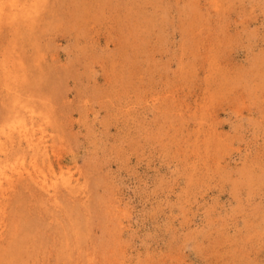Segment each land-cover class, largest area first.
<instances>
[{
    "label": "rangeland",
    "instance_id": "1",
    "mask_svg": "<svg viewBox=\"0 0 264 264\" xmlns=\"http://www.w3.org/2000/svg\"><path fill=\"white\" fill-rule=\"evenodd\" d=\"M56 1L51 7L62 2L61 14L70 16L74 3H82L81 15L92 12L89 25L81 24L87 29L59 26L56 10V18L40 22L60 31L58 39L41 35L40 63L36 47L17 43L20 38L0 48V113L6 95L8 108H17L11 125L18 115L28 119L30 108L56 125L61 119L58 144H65L62 154L71 159L66 166L88 190L83 201L73 202L89 222L77 231L83 257L74 251L58 260L44 242L57 237L56 229L70 228L73 204L63 197L59 210L37 194L22 203L27 219L41 223L33 235L35 243H44L39 264H264V75H253L258 79L251 83L241 79L251 86L241 97L218 90L202 60V22L191 27L200 17L212 27L215 8L201 0L203 11L191 20L188 0H120L104 3L103 11L98 3L109 0ZM222 1L229 7L223 21L232 30L225 40L233 36L232 48L222 54L232 49L237 56L231 75L260 74L264 0ZM98 33L101 44L94 40ZM14 47L25 49L22 60L13 57ZM236 80L226 83L238 86ZM54 175L56 181L61 173ZM59 191L65 193L62 185ZM15 197L16 203L24 198L18 192ZM12 208L19 212L17 204ZM22 228L18 235L26 234Z\"/></svg>",
    "mask_w": 264,
    "mask_h": 264
},
{
    "label": "bare ground",
    "instance_id": "2",
    "mask_svg": "<svg viewBox=\"0 0 264 264\" xmlns=\"http://www.w3.org/2000/svg\"><path fill=\"white\" fill-rule=\"evenodd\" d=\"M115 1H116V3H115ZM188 1H189V5L191 6L190 7L192 10L191 12H193L192 13L193 18L191 19V20H193L194 15L196 14L197 11H203L202 10L203 6H200L201 0H192V1L188 0ZM204 1L206 3H209L210 6L215 8L214 12L210 13V18L212 17V15L215 16L216 18L213 20L214 21L217 20V23L214 24L213 22H210V21H209V23L211 25L213 23L214 24L213 26L217 25L219 27L216 29L218 31V33L216 32L217 37L215 38L217 41L214 42L215 39H211L210 38L211 35H209L210 33H212V31H214L212 29L213 26L208 27L207 24L203 25V21L201 20L202 19L201 17L199 19L195 18V21H193L191 23V27L200 28L201 25L199 27L198 24L199 23L201 24V22H202L203 29L201 27L200 29L202 31H200V32H203L204 34H206V37L203 38V42L205 41V43L202 47L204 49V52L202 53V56H203L202 60L204 62L203 64L205 66L209 67V70L212 71V74H214L215 78L219 81L220 87L218 88V90L220 92H225L228 94L232 93L233 95H236V98L238 96L241 97V95L246 90H250V89H248L250 85L249 86H248V84L241 85L240 80L246 78L251 83L255 79L253 77V75H257L259 77H262L264 75V70L260 71V74L258 71L259 69L256 71H253L254 73H251V74L249 71H247L246 73L240 71L237 74L238 77H236V78L231 75V71L233 70V68L237 67V66H234L235 65L234 60L236 59L237 56L236 55L234 56V51H232V49H230V50L228 49V51L226 50V51H224V54H222L223 50H225L227 47L232 48V45H233L232 44L233 36H230L231 38L229 37L228 40H225V35H224L225 32H229V34H231L230 33L231 29H230V25L227 24L225 21H223V18H222V16H225V14L229 13L228 12L229 7L227 8L226 4L222 0H210L209 2H208V0H204ZM55 2L58 3V1H56V0H0V29H1L0 30V48L1 47L3 48V45L5 44V42L7 40H9L10 38H12V39L20 38L21 40L20 41L17 40V43H21L24 46L36 47L37 50L33 47L36 50L34 55L36 54L39 56L37 58H35L34 60L36 62L40 63V61L42 60L40 53L42 51H41V48L39 45V41L41 40L42 36L47 35L46 32H49V34L54 35V39H58L57 33L60 32V31L57 32L55 29H53V31L55 30V32H57V33H52V30L50 28L51 27L50 24L49 25H46V24L40 25V22H44V21L48 22L47 19L56 18V16H57L56 15L57 13L55 14L56 10L60 11V9L61 10L64 9L63 8L64 4L62 2H59V6H62L59 9H57L55 7H51V4L55 5L54 4ZM128 2L129 1H127V3ZM133 2H135V1H133ZM57 3H56V6H57ZM72 3H74V2H72ZM104 3H106V5H108V6H110V4L119 5L122 2L120 3V0H113V1L109 0L106 2H100V3H98V5H100L101 10L102 9L105 10V8L107 7V6H105V8L103 7L105 5ZM221 3H223V4H221ZM74 4H75V6L73 4H71L74 6V8L70 7L71 8V15L70 16L67 14H61V11H60L61 17L59 19V22L62 24H59V26L62 25L64 29H66V28H68V29L73 28L74 29L75 27H78V29L79 28L84 29L86 24L83 26L81 24L87 23L89 25V23L92 21L90 16H89L92 14V12L88 13V12H86L85 9H83V11L86 13H82V15H81L80 14V12H81L80 8L82 6V3H74ZM133 5H134V3H133ZM121 7H123V6H121ZM134 7H136V6H134ZM131 8H133V7H131ZM114 9H116V8H114ZM53 10H54V12H52ZM66 10H64V11H66ZM50 11H51V13H50ZM119 11H121V10H119ZM60 14H58V15H60ZM52 19H51V21H52ZM199 20L201 22H198ZM55 21H57V20H55ZM55 21H53V22H55ZM93 23L97 24L98 21H95ZM196 23H198V24H196ZM219 23H221V25ZM115 27L117 28L118 26H115ZM89 29L91 30L90 26H89ZM62 31H64V30H62ZM115 33H117V30ZM115 35H117V34H115ZM211 37H213V36H211ZM108 38H110V37L108 36ZM94 40L96 42L103 41V39L100 37L99 33L94 37ZM110 41H112V40H110ZM106 42H108V41L106 40ZM100 44H101V42H100ZM23 49L21 47L19 49L15 48L13 57L17 58L18 60L19 59L22 60L21 55L23 53ZM24 51H25V49H24ZM215 54H217V55H215ZM57 56L60 57V55L58 53L56 54V57ZM56 57L52 58L53 63H56L55 62L57 60ZM253 59L255 60V58H253ZM258 62H261L260 59ZM42 71H44V69H41V72ZM48 73H50V72H48ZM248 73L250 74L249 77H247ZM232 78H234V79H232ZM227 79H229L230 82H233V80H234L235 83L237 81L236 79H238L239 80V82L237 83L238 86L237 85L230 86V84L226 83ZM257 79H255V80L257 81ZM240 86H241V88H240ZM6 90H7V88H6ZM243 98L244 97H242L243 102L241 101V103L245 106L247 102H245V100ZM1 105H2V113H0L1 114V116H0V264H31V263L32 264H39V262L41 261V260H36V259L38 257H40L41 254L39 253V251L42 250L41 246L44 245V243L42 241L38 244H37V242L35 243L34 237H33L34 232H37L35 227H37V225H39L41 223H39L40 221L34 220L32 218L27 219L28 217H30V215L27 214L28 217L25 215L27 213L26 211H24L26 207H24L22 205V203H24L28 197L36 196L35 194H37L39 196L40 201L47 202V203L53 202L55 205L53 208L57 207V209H59V207L61 208L62 204L65 202H66V204L67 203L73 204L71 206L72 207L71 210L69 209L70 214L68 215L69 216L68 221L70 223V224H68V226L70 228L67 229L66 228L67 226L64 227L63 229H60L57 227L58 230L57 229L55 230L57 232L55 234V236L57 235V237L54 240L52 238V240L50 241L49 238L51 236H49V237L46 236V237H48V239H45V240L43 239L45 244L47 243L46 245H47L48 249H50L48 251V254L51 255V253L55 250V255L57 256V259L59 260L60 258L61 259H67V258H65V256H70V255L72 256V254H74L72 252L78 251L79 255L83 257V255H82L83 253L80 254L82 246H79V244H81L82 240H84V239L80 235H78L77 231L78 232L82 231L83 228L87 227L89 222L87 221L88 219L86 220L83 218L84 216L82 215V213H84V212L81 209V205H77L78 203H73V202L83 201L85 198V193L88 190L86 191L85 186L83 187L81 185L80 179H74V173H73L72 168H69L68 165L66 166V163H68V161L70 162L71 159L64 156L65 154L64 155L62 154V152H63L62 150L65 148L63 145H65V144H63V143L58 144V141L59 140L61 141V138H62V137H60V134H58L60 131H62L61 129H59V127L62 126L63 122L61 123V121H60L61 119L57 120V122L59 121V124H57L58 125L57 126L56 124H54V121L48 115H45L43 117H41L39 115L40 116L39 117V116H37L35 109L30 108L29 110L28 109L26 110L29 113L28 119H25L21 115H18V117H15V119L18 120V123L14 120L15 122H13L11 125L10 124V121H11L10 112L13 111L12 113H15L17 108L16 107H14L13 109H10L11 107L8 108L9 105L7 104L6 95L2 96ZM36 116H37V118H36ZM63 120H65V119H63ZM65 127H66V125L64 124V128ZM13 158H15V160H19L18 161L19 164L14 163L12 165L11 160ZM59 173H61V176L59 178H57L56 181H54L55 180V179H53V176H55L54 174L57 175ZM61 185H62V188L65 189V193L60 196L59 189L61 188ZM84 185H85V183H84ZM17 192L19 195L24 197V198H20L18 200V203L14 202V199H13V198H17V197H15ZM61 198H63V201H65V202H63L61 200ZM28 199H30V198H28ZM86 199H88V198H86ZM12 204H13V206H16V204H17V206H18L17 210H19V212L14 210L15 208L14 209L12 208L13 207ZM74 204L79 206V207L76 208V206H74ZM43 206L44 205H42V207ZM53 208H51V209H53ZM88 209H89V206H88ZM13 210H14V212H13ZM45 211H49V209L45 208ZM62 211H64V210H62ZM12 212L14 213L13 220H11ZM41 212H42L41 210H37L36 213L40 214ZM89 215H91V214H89ZM36 217H35V219H36ZM52 217H54V216H52ZM58 217H59V215H58ZM86 217H88V214ZM47 218H50V216ZM47 218H44V219H47ZM90 218H92V217H90ZM11 221H12V223H11ZM43 224H42V226H43ZM63 224H64V222H63ZM21 226H24V228H26V231H25L26 234L25 235H23V233L19 234L20 235V237H19L18 232L21 231L20 230ZM46 227H48V225ZM53 227H56V225H53ZM24 228H22V231H24ZM37 228H39V227H37ZM43 228L45 231V229H46L45 226H43ZM49 230H50V228H49ZM87 235H88V233H87ZM52 237H53V235H52ZM38 238L40 240L39 236H38ZM50 243H52L53 245H56V246L51 247L49 245ZM84 247H86V246H84ZM88 253H89V251H88ZM55 255H53V256H55ZM33 261H36V262H33ZM71 261H72V259H71ZM74 261H76V260H74ZM64 264H66V262ZM91 264H92V262H91Z\"/></svg>",
    "mask_w": 264,
    "mask_h": 264
}]
</instances>
